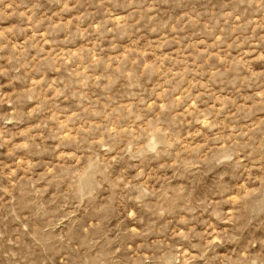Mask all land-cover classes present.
I'll return each instance as SVG.
<instances>
[{
    "label": "rangeland",
    "instance_id": "1",
    "mask_svg": "<svg viewBox=\"0 0 264 264\" xmlns=\"http://www.w3.org/2000/svg\"><path fill=\"white\" fill-rule=\"evenodd\" d=\"M0 264H264V0H0Z\"/></svg>",
    "mask_w": 264,
    "mask_h": 264
}]
</instances>
